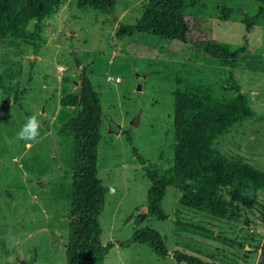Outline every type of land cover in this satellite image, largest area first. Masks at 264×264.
Listing matches in <instances>:
<instances>
[{
    "label": "rangeland",
    "instance_id": "374dc122",
    "mask_svg": "<svg viewBox=\"0 0 264 264\" xmlns=\"http://www.w3.org/2000/svg\"><path fill=\"white\" fill-rule=\"evenodd\" d=\"M147 1L114 0L104 10L66 0L44 19L45 41L36 53L30 44L0 37V264L65 263L73 143L57 130L79 107L59 100L77 91L82 68L101 105L96 174L105 193L98 220L101 243L112 244L97 264H177L175 251L213 264H262L264 195L249 190L246 204L234 198L233 186L216 191L228 203L226 217L181 206L179 190L165 189L161 206L167 218L148 216L138 227L158 231L169 257L125 244L133 218L147 213L145 168L163 174L172 163L175 78L231 95L239 87L252 117L230 128L215 147L264 173V12L248 33L242 23L264 0H184L202 41L216 39L234 49L246 38L254 58L232 68L202 52L198 42L118 35L120 25L131 26L141 16ZM32 114L40 134L36 141L21 140L17 133Z\"/></svg>",
    "mask_w": 264,
    "mask_h": 264
},
{
    "label": "trees",
    "instance_id": "16d2710c",
    "mask_svg": "<svg viewBox=\"0 0 264 264\" xmlns=\"http://www.w3.org/2000/svg\"><path fill=\"white\" fill-rule=\"evenodd\" d=\"M66 0H0V37L19 40L32 45L34 53L44 43V19L57 12ZM114 0H76L78 8L86 6L108 10ZM264 12V1L254 16L243 18L248 33ZM229 9L224 12L226 19ZM144 33L167 42H198V48L210 58L234 67L237 58L247 51V43L231 48L216 39L203 40L200 29L191 15L184 11V0H148L141 16L131 26L120 25L117 34ZM77 67V63H75ZM78 69V67H77ZM173 96L172 163L163 173L145 168L149 180L146 192L147 213L133 218V231L125 244L137 243L148 248L156 257H169L160 233L149 227H138L146 217L158 220L167 218L162 210L165 189L179 190L178 203L215 216L226 217L225 200L216 191L220 187H234L236 194L250 204L244 194L258 191L264 195V173L225 154L215 147V142L234 125L252 117V111L239 87L234 94L227 89L214 91L209 86L175 78ZM62 106H78L79 111L57 130L60 136H70L73 143L71 167V195L66 215L67 237L64 243V264H97L111 247L100 240L99 215L104 205L105 189L97 178V145L100 138L101 105L99 97L85 70L80 69L78 89L59 100ZM124 138L130 141L126 133ZM245 204V203H243ZM120 245V244H119ZM177 264H213L198 256L175 251ZM264 264V238L259 248Z\"/></svg>",
    "mask_w": 264,
    "mask_h": 264
},
{
    "label": "clouds",
    "instance_id": "9594fccd",
    "mask_svg": "<svg viewBox=\"0 0 264 264\" xmlns=\"http://www.w3.org/2000/svg\"><path fill=\"white\" fill-rule=\"evenodd\" d=\"M40 121L36 114L25 117V123L21 126L17 137L25 141H36L39 136Z\"/></svg>",
    "mask_w": 264,
    "mask_h": 264
},
{
    "label": "crops",
    "instance_id": "0c3cea01",
    "mask_svg": "<svg viewBox=\"0 0 264 264\" xmlns=\"http://www.w3.org/2000/svg\"><path fill=\"white\" fill-rule=\"evenodd\" d=\"M249 50H251V48H250L249 46H247V51H246V53H245V54H241V55H239L240 58H239V60H238L237 62L242 61L243 58H246V61H248V60H250V59H253L254 57H249L250 55L254 56L253 54H250V53H249ZM257 51H258V52H262L260 49H258ZM239 56H238V57H239ZM238 64L240 65V63H238Z\"/></svg>",
    "mask_w": 264,
    "mask_h": 264
}]
</instances>
